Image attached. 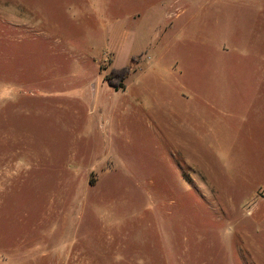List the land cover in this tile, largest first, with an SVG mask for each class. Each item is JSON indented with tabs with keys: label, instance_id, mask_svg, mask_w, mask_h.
Instances as JSON below:
<instances>
[{
	"label": "rangeland",
	"instance_id": "rangeland-1",
	"mask_svg": "<svg viewBox=\"0 0 264 264\" xmlns=\"http://www.w3.org/2000/svg\"><path fill=\"white\" fill-rule=\"evenodd\" d=\"M0 264H264V0H0Z\"/></svg>",
	"mask_w": 264,
	"mask_h": 264
},
{
	"label": "trees",
	"instance_id": "trees-1",
	"mask_svg": "<svg viewBox=\"0 0 264 264\" xmlns=\"http://www.w3.org/2000/svg\"><path fill=\"white\" fill-rule=\"evenodd\" d=\"M130 72L128 67H124L121 69H114L111 71L109 76L106 79L107 84L114 88L119 89L123 87V81L126 79Z\"/></svg>",
	"mask_w": 264,
	"mask_h": 264
}]
</instances>
